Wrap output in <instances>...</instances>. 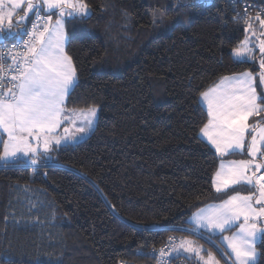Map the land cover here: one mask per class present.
Here are the masks:
<instances>
[{
    "label": "trees",
    "instance_id": "1",
    "mask_svg": "<svg viewBox=\"0 0 264 264\" xmlns=\"http://www.w3.org/2000/svg\"><path fill=\"white\" fill-rule=\"evenodd\" d=\"M85 2L90 16L68 29L79 84L66 107H96V127L46 167L0 165V264L140 262L138 249L191 235L179 229L197 209L251 190L215 191L221 160L247 155L220 157L200 137L203 92L246 71L264 88L258 60L233 55L248 19L241 0Z\"/></svg>",
    "mask_w": 264,
    "mask_h": 264
},
{
    "label": "snow or ice",
    "instance_id": "2",
    "mask_svg": "<svg viewBox=\"0 0 264 264\" xmlns=\"http://www.w3.org/2000/svg\"><path fill=\"white\" fill-rule=\"evenodd\" d=\"M29 15L34 19L29 20ZM89 15L85 0H0V165L46 167L54 145L76 139L75 135L56 134L63 123L75 127L76 120L83 118L76 132L87 135L92 130L96 107L87 112L66 109V99L79 81L65 51L69 42L65 25L70 19ZM244 16L248 18L243 29L246 35L233 55L237 61L247 62L255 59L258 49L259 81L264 85V18L259 14L251 17L247 7ZM253 22L259 23V35ZM5 40L15 42L9 46L4 45ZM256 81L257 76L246 71L222 78L201 94L210 117L201 133L215 153L249 157L221 162L213 178L215 191L227 193L237 185L253 191L248 195L237 191L219 205L201 209L190 218L191 228L179 229L209 242L219 235L230 249L222 255L235 264H257L260 253L256 244L264 240V126L259 120L248 122L250 117L264 114V89L258 94ZM63 132L67 134L69 129L65 127ZM233 229L232 236L223 235ZM169 239L172 246L160 249L162 258L185 255L197 264H219L212 252L193 240Z\"/></svg>",
    "mask_w": 264,
    "mask_h": 264
},
{
    "label": "rangeland",
    "instance_id": "3",
    "mask_svg": "<svg viewBox=\"0 0 264 264\" xmlns=\"http://www.w3.org/2000/svg\"><path fill=\"white\" fill-rule=\"evenodd\" d=\"M201 1H207V0H201ZM212 1L213 0H210V1H208L207 3H209V4H211L212 3ZM186 10H188L189 12H195V11H193L192 9H189V8H186ZM254 16H256V15H254ZM251 22V21H250ZM257 23L258 22H253V29L256 31V33H257V35H259L260 34V27H259V25L257 26ZM245 28V27H244ZM245 35H246V33H245ZM244 38H245V36H244ZM243 38V39H244ZM242 39V40H243ZM254 55H255V59H253V60H251V61H248V62H252V63H254V62H256V60H258L259 61V58H260V55H259V51H258V49L255 51V53H254ZM259 72H260V69H259V71H258V75H259ZM237 75V74H236ZM212 88V87H211ZM264 89V88H263ZM209 90V89H208ZM257 93L259 94V92H258V90H257ZM201 99H202V95H201V98H200V101H201ZM201 103H202V101H201ZM76 112H79V111H76ZM97 115L96 116H98V111H97V113H96ZM83 122V120H80L79 122H77V124H76V126L74 127V126H72V127H70V132H69V134H66V135H69V136H73V135H75L76 136V138H78V137H81L82 139H83V136H80L79 135V133H77L76 132V127H79V126H81L79 123H82ZM75 141H78V142H80V141H82V140H75ZM74 141V142H75ZM71 142V141H70ZM77 143V142H76ZM54 149V148H53ZM49 155H50V157H51V160L50 161H53V159H54V153H49ZM249 189H250V187H249ZM252 190V189H251ZM251 190L249 191V192H247L246 194H244V195H248V194H250V192H251ZM236 231V229H233V231L232 232H225L223 235H225V236H232L233 235V233ZM177 236H178V239L179 240H181V239H190V240H193L194 242H195V244L196 245H198V246H202V248L203 249H206V250H208V251H210V252H212L213 253V255L215 256V258H216V260H218L219 261V264H235V262H234V260L233 259H231L230 257H228L227 255H222V253H228V252H230V249L227 247V242H224V241H222V239L220 238V236L219 235H217L218 236V240L216 239H214L216 236H214V237H212V239H211V242H209V240L208 239H205V238H203V240H201V239H199L200 237L199 236H194V235H185V234H181V235H178V234H176ZM206 236H207V234H205ZM262 244H264V240H260V241H258L257 242V244H256V250H257V252L258 253H260V255H259V257H258V259H257V263L259 262V260H260V257H261V249H259V246L260 245H262ZM181 256H184V257H186L185 255H181ZM192 259V258H191ZM196 263H197V261L195 260V259H193Z\"/></svg>",
    "mask_w": 264,
    "mask_h": 264
},
{
    "label": "built area",
    "instance_id": "4",
    "mask_svg": "<svg viewBox=\"0 0 264 264\" xmlns=\"http://www.w3.org/2000/svg\"><path fill=\"white\" fill-rule=\"evenodd\" d=\"M240 4L242 5V11L244 12L245 8L247 7L248 12L250 16L254 15H264V7L258 6L256 3L249 2L247 0H241ZM34 17L31 16L32 20ZM27 27H30V23L26 25ZM24 39H27V37H24ZM14 40H5L4 45H11L14 43ZM170 237H174L176 241H179L178 236L176 234L171 235ZM169 237V238H170ZM160 246H154L149 247L146 249H138L136 251V255L140 258H142V261H134V260H127V259H120L117 261L116 264H197L193 259L186 258L184 256L179 255L178 257L173 254L172 257H161L159 255L160 249L168 250L172 245L170 243V239ZM261 264H264V250H263V259Z\"/></svg>",
    "mask_w": 264,
    "mask_h": 264
},
{
    "label": "crops",
    "instance_id": "5",
    "mask_svg": "<svg viewBox=\"0 0 264 264\" xmlns=\"http://www.w3.org/2000/svg\"><path fill=\"white\" fill-rule=\"evenodd\" d=\"M199 1H201V0H199ZM207 1H210V0H207ZM89 12H90V10H89ZM90 16V15H89ZM88 17V16H87ZM53 19L55 20L56 19V17L54 16L53 17ZM70 19V18H69ZM74 23H76V21H75V19H70V22H68V21H66V25H65V27H66V31H67V33H68V29H69V25H73ZM68 37H69V34H68ZM68 44V43H67ZM67 44H66V47H65V51H66V48H67ZM67 53V52H66ZM68 55V54H67ZM240 74V73H239ZM234 75H236V74H234ZM231 76H233V75H229V76H225V77H231ZM224 78V77H223ZM222 80V79H221ZM220 80V81H221ZM220 81L219 82H217V84H215L213 87H216L219 83H220ZM212 87V88H213ZM211 89V88H210ZM208 91V90H207ZM67 99H68V97H67ZM67 99H66V103H67ZM201 101H202V104H203V106L205 107V109L207 110V104H206V102H204L203 101V99H201ZM66 109H67V107H66ZM69 112H71V111H81V110H70V109H67ZM84 112H87V110H83ZM207 112H208V110H207ZM97 115V114H96ZM254 117V116H253ZM253 117H250L249 118V124H251V119L253 118ZM209 119H210V117H209ZM80 120H83V118H78L77 120H76V124H77V122H79ZM97 120H98V116H96V118H95V121H94V126H93V128H92V130H90L88 133H87V135H83V134H80L79 133V135L80 136H83V139L81 138V137H78V138H76L75 140H85V139H87L91 134H92V132L94 131V129H95V127H96V123H97ZM81 126H82V123H79ZM262 126H264V124H261ZM65 127H67L68 129H69V132H70V127H72V125L71 124H69L68 122H65V123H63L61 126H60V128L57 130V135L58 136H63V135H66L64 132H63V129L65 128ZM69 132L67 133V134H69ZM0 135H2V134H0ZM76 135V134H75ZM69 136V135H68ZM69 137H71V136H69ZM200 137H201V139L202 140H204L214 151H215V149L212 147V145H211V143L207 140V138L206 137H204L203 135H202V133L200 132ZM3 138L4 139H6V135H3ZM250 138V137H249ZM74 140V141H75ZM71 141V142H69V143H67V144H65V143H63L62 142V144L60 145V146H53V148L54 149H58V148H60L61 146H64V145H69V144H76V142L77 143H79L78 141ZM81 142V141H80ZM241 159H249V157L247 156V157H245V158H240V159H236V160H241ZM258 159H259V157H258ZM228 161H231V160H221V162H224V163H227ZM220 162V163H221ZM220 163H219V165H220ZM219 168V167H218ZM218 170V169H217ZM215 175V174H214ZM214 178V177H213ZM238 186V185H237ZM244 186H247V185H244ZM213 187H214V185H213ZM248 188H249V186H247ZM215 189V188H214ZM251 189V188H250ZM251 191H253V189L251 190ZM240 194H242V195H244V194H246V193H240ZM226 199H228V198H226ZM225 199V200H226ZM222 201H220V202H216V203H211V204H207V205H205V206H203V207H201V208H199V209H197L196 211H194L191 215H190V217H189V219H188V221H190V218L191 217H193V215L195 214V213H197V212H199L201 209H208V208H210L211 206H213V205H219L220 203H221ZM191 227H192V225H191ZM205 234H207V233H205ZM194 236H196V235H194Z\"/></svg>",
    "mask_w": 264,
    "mask_h": 264
}]
</instances>
